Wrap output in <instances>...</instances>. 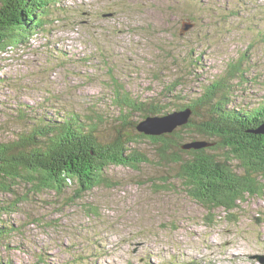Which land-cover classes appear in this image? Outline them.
<instances>
[{"label": "rangeland", "instance_id": "374dc122", "mask_svg": "<svg viewBox=\"0 0 264 264\" xmlns=\"http://www.w3.org/2000/svg\"><path fill=\"white\" fill-rule=\"evenodd\" d=\"M56 6L42 29L0 53V143L35 124L54 125L64 112L117 115L119 88L165 103L163 115H171L241 58L243 80L227 84L228 107H253L264 97V0ZM154 153L149 146L150 162L139 171L108 168L112 188L38 191L18 181L4 197L14 211L0 264H264V196L208 213Z\"/></svg>", "mask_w": 264, "mask_h": 264}, {"label": "trees", "instance_id": "16d2710c", "mask_svg": "<svg viewBox=\"0 0 264 264\" xmlns=\"http://www.w3.org/2000/svg\"><path fill=\"white\" fill-rule=\"evenodd\" d=\"M56 4L57 0H0V53L22 44L24 34L42 29L51 9L58 10ZM241 62L242 58L229 64L195 101L177 110L190 109L192 115L172 133L150 136L140 132L137 126L147 118L169 114L163 115L165 103H148L119 88L112 98L117 115L64 112L54 125L34 122L0 143V240L9 234L6 218L14 211L4 197L14 194L18 181L35 183L38 191L59 192L72 183L79 193L112 188L117 185L106 170L139 171L150 162L149 146L155 148L159 164L172 168L167 172L174 171L187 196L208 213L219 208L232 212L246 196L263 197L264 136L252 131L264 125V97L253 107H228L231 88L227 84L243 80ZM202 108L205 115H197ZM183 130L189 134H182ZM193 142L208 145L183 149Z\"/></svg>", "mask_w": 264, "mask_h": 264}, {"label": "water", "instance_id": "95a60500", "mask_svg": "<svg viewBox=\"0 0 264 264\" xmlns=\"http://www.w3.org/2000/svg\"><path fill=\"white\" fill-rule=\"evenodd\" d=\"M191 25H187L181 30V34L186 32ZM192 112L190 109H184L181 111L173 112L171 115L155 116L147 118L145 121L138 124L137 129L143 132L145 135L160 136L162 134L172 133L177 127L186 125L191 118ZM253 134L264 136V125L262 127L252 131ZM208 144L201 142H193L183 145V149H199L206 147ZM1 164V160H0Z\"/></svg>", "mask_w": 264, "mask_h": 264}]
</instances>
